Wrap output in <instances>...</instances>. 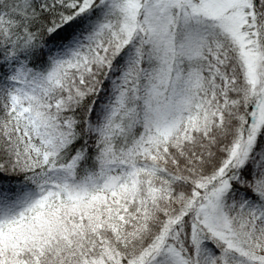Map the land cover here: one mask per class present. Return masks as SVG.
Listing matches in <instances>:
<instances>
[{
	"label": "snow or ice",
	"instance_id": "1",
	"mask_svg": "<svg viewBox=\"0 0 264 264\" xmlns=\"http://www.w3.org/2000/svg\"><path fill=\"white\" fill-rule=\"evenodd\" d=\"M0 264H264V0H0Z\"/></svg>",
	"mask_w": 264,
	"mask_h": 264
}]
</instances>
